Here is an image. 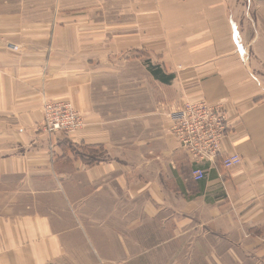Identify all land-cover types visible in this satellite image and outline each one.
I'll use <instances>...</instances> for the list:
<instances>
[{
    "label": "crops",
    "instance_id": "obj_1",
    "mask_svg": "<svg viewBox=\"0 0 264 264\" xmlns=\"http://www.w3.org/2000/svg\"><path fill=\"white\" fill-rule=\"evenodd\" d=\"M228 1L0 0V264H264L263 36L241 45ZM136 52L148 101L115 113L99 77ZM47 99L82 128L46 133ZM185 99L226 110L241 164L192 178L170 131Z\"/></svg>",
    "mask_w": 264,
    "mask_h": 264
},
{
    "label": "built area",
    "instance_id": "obj_2",
    "mask_svg": "<svg viewBox=\"0 0 264 264\" xmlns=\"http://www.w3.org/2000/svg\"><path fill=\"white\" fill-rule=\"evenodd\" d=\"M9 48L17 46L9 43ZM169 116L172 119L171 133L195 166L191 170L194 180L205 176L202 163L214 162L218 157L224 169L229 170L242 162L236 152L223 153L221 140L231 132L226 110L205 99H185L174 106ZM84 125V116L68 101L45 100L42 105V127L48 134H68Z\"/></svg>",
    "mask_w": 264,
    "mask_h": 264
},
{
    "label": "rangeland",
    "instance_id": "obj_3",
    "mask_svg": "<svg viewBox=\"0 0 264 264\" xmlns=\"http://www.w3.org/2000/svg\"><path fill=\"white\" fill-rule=\"evenodd\" d=\"M230 12L235 20L236 27H238V38L240 44H247L251 37L259 32L263 36L264 44V0H229ZM245 46V45H244ZM243 46V47H244ZM106 59L111 62L112 66L109 71H122L126 75L117 77L114 75H104L99 78L100 85L96 98L100 103H103L106 108L118 112L119 110L131 111L137 114L139 108L147 103L149 95V86H141L137 78L143 79L144 72L139 66L138 59L146 61L145 56H138L136 53L127 54H111ZM131 60L130 66L121 69L125 64L124 60ZM104 86V87H103ZM103 88V89H101ZM53 100V99H47ZM162 105L159 103V108ZM77 109V108H76ZM78 155L87 154L88 150L80 147L76 151ZM111 199V198H110ZM6 198L0 197V203L4 202ZM143 203L141 200H139ZM128 203V201H127ZM197 252V250H195ZM256 264V262L239 261L238 264Z\"/></svg>",
    "mask_w": 264,
    "mask_h": 264
},
{
    "label": "trees",
    "instance_id": "obj_4",
    "mask_svg": "<svg viewBox=\"0 0 264 264\" xmlns=\"http://www.w3.org/2000/svg\"><path fill=\"white\" fill-rule=\"evenodd\" d=\"M154 74L161 80V81H165V82H168L170 79H172V75H166V76H161L159 72H154ZM86 148V147H84ZM88 150V153L87 154H79L80 157H82L86 162L90 163L92 162L93 160H95L97 157V155L92 152L89 148H86ZM78 154V153H77Z\"/></svg>",
    "mask_w": 264,
    "mask_h": 264
}]
</instances>
